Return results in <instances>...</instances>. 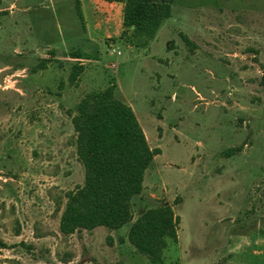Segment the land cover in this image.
I'll list each match as a JSON object with an SVG mask.
<instances>
[{"label":"rangeland","instance_id":"obj_1","mask_svg":"<svg viewBox=\"0 0 264 264\" xmlns=\"http://www.w3.org/2000/svg\"><path fill=\"white\" fill-rule=\"evenodd\" d=\"M76 3L0 0V264H151L130 224L59 230L84 181L71 118L111 83L159 150L133 221L180 199L161 264L222 263L234 246L264 264V0H175L153 37L117 38L84 34ZM75 50L90 59L66 62Z\"/></svg>","mask_w":264,"mask_h":264},{"label":"trees","instance_id":"obj_2","mask_svg":"<svg viewBox=\"0 0 264 264\" xmlns=\"http://www.w3.org/2000/svg\"><path fill=\"white\" fill-rule=\"evenodd\" d=\"M124 4L123 31L132 36L153 37L164 21L171 16L175 0H105ZM78 17L82 15L76 3ZM69 58L90 59L75 50ZM46 67V61L41 63ZM84 68L74 65L69 84L76 86ZM264 86V75L262 76ZM116 85L111 83L101 91L83 96L71 118L75 134L77 159L84 169L82 185L66 193L59 230L70 235L97 227L118 230L130 224L126 240L151 264H161L162 254L169 243L177 242L179 217L173 206L163 204L146 209L133 221L132 199L143 190L146 170L158 149H151L132 110L119 100ZM230 152L226 155L229 157ZM222 264V263H217Z\"/></svg>","mask_w":264,"mask_h":264},{"label":"crops","instance_id":"obj_3","mask_svg":"<svg viewBox=\"0 0 264 264\" xmlns=\"http://www.w3.org/2000/svg\"><path fill=\"white\" fill-rule=\"evenodd\" d=\"M78 6L82 15L83 32L89 36L90 32L103 31L106 38H117L123 31L124 4L109 3L105 0H78ZM88 40L92 41L88 37ZM72 52V51H71ZM56 59V58H55ZM66 62L84 61L83 59L64 58ZM69 64V63H68ZM84 63H79L83 65ZM84 71V70H83ZM228 243L231 241L228 239ZM239 246L231 247L223 257L222 264H242L238 252Z\"/></svg>","mask_w":264,"mask_h":264}]
</instances>
